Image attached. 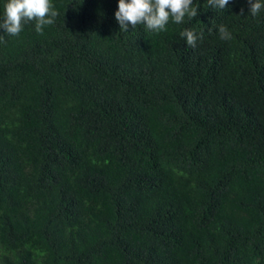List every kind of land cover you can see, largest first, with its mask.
<instances>
[{
  "label": "trees",
  "instance_id": "1",
  "mask_svg": "<svg viewBox=\"0 0 264 264\" xmlns=\"http://www.w3.org/2000/svg\"><path fill=\"white\" fill-rule=\"evenodd\" d=\"M52 3L0 29V264H264V11L154 33Z\"/></svg>",
  "mask_w": 264,
  "mask_h": 264
},
{
  "label": "clouds",
  "instance_id": "2",
  "mask_svg": "<svg viewBox=\"0 0 264 264\" xmlns=\"http://www.w3.org/2000/svg\"><path fill=\"white\" fill-rule=\"evenodd\" d=\"M249 12L252 17H257L264 11V0H247ZM229 4V0H207L208 7L223 10ZM241 9V15H243ZM59 15L52 0H7L4 6V14L0 19V29H4L11 36H19L24 25L35 22V31L43 34L46 26L53 25ZM198 9L193 6V0H118V10L115 19L119 23L120 30L128 31L129 25L133 29L137 25H145L147 30L154 33L167 31L169 21L182 24L185 17L193 19L197 17ZM211 32L212 29L210 28ZM219 36L222 40H230L231 33L227 27L220 25ZM181 36L186 39L188 46L195 48L197 41L202 39L192 30L185 29ZM3 37H0V41Z\"/></svg>",
  "mask_w": 264,
  "mask_h": 264
}]
</instances>
